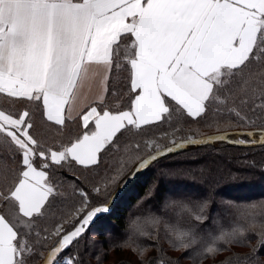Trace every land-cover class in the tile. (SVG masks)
I'll list each match as a JSON object with an SVG mask.
<instances>
[{
	"label": "snow or ice",
	"instance_id": "1",
	"mask_svg": "<svg viewBox=\"0 0 264 264\" xmlns=\"http://www.w3.org/2000/svg\"><path fill=\"white\" fill-rule=\"evenodd\" d=\"M223 113L264 117V0H0V264H33L38 254L75 264L64 251L106 207H92L75 184L79 199L69 203L59 172H95L131 129ZM232 135L264 145V131ZM145 143L156 154L136 167L185 147ZM207 207L197 205L193 220L203 222ZM245 231L243 241L264 247V230ZM188 235L179 237L185 250L195 243H184Z\"/></svg>",
	"mask_w": 264,
	"mask_h": 264
},
{
	"label": "trees",
	"instance_id": "2",
	"mask_svg": "<svg viewBox=\"0 0 264 264\" xmlns=\"http://www.w3.org/2000/svg\"><path fill=\"white\" fill-rule=\"evenodd\" d=\"M248 115L251 117L250 113ZM251 118L254 123L243 122L227 113L219 116L210 114L207 120L175 117L169 124L161 125L159 130L162 131L155 139L151 137L154 130L146 129L145 133H141L143 128L139 132L135 129L134 133L131 129L119 139L121 147L126 146L124 153H128L131 150L136 151V145L141 141H155L163 148L172 144L173 140L211 133L263 131L264 117ZM230 139L249 141V137L236 135H230ZM145 145L147 146L146 143ZM150 149L152 150L137 158L135 164L107 192H103L104 188H101L102 192H93L94 183H87L86 180L98 182L105 175H116L112 173L118 168L122 154L116 155L115 150L107 157L106 167L102 164L95 172L76 169L73 176L71 171L62 170L58 175L65 181L62 190L69 197V203L72 199H79L78 194H73L75 184L89 193L92 207L107 204L137 162L156 150L155 147ZM103 160L105 162L106 158ZM77 178L79 183H76ZM155 187V205L145 203L149 191ZM177 192L187 195L179 197ZM167 194L169 199L165 198ZM143 202L144 205L140 207ZM202 202L208 203L206 218L203 222L194 221L195 208ZM160 205L163 206L159 207ZM230 205L240 206L247 209V212L242 216ZM214 214L217 216L214 217ZM133 217L136 220L135 230L130 225ZM41 227L51 228L53 222L42 221ZM70 227L71 225H65L66 229ZM94 228H97V238L92 241L89 235ZM246 229H252L256 233L264 230V145L241 147L229 143H214L192 146L153 163L115 207L108 214L99 217L63 256L65 260L71 258L75 264H103L109 260L111 249L120 252L129 246L135 252L146 250V254L140 255L136 261L124 258L114 264H264V247L260 246L259 240H242ZM118 231L125 232V235H116L114 240L106 241L109 238L105 233ZM181 232L189 233L184 238V243H189L193 235L195 238L193 246L186 250L180 246ZM228 240L242 242L226 243ZM54 243L51 242L45 249L37 246V253L43 251L45 255ZM246 243L248 246H245ZM209 246L220 250L204 255ZM103 248H106V257ZM42 260L43 256L38 254L33 264H40Z\"/></svg>",
	"mask_w": 264,
	"mask_h": 264
},
{
	"label": "rangeland",
	"instance_id": "3",
	"mask_svg": "<svg viewBox=\"0 0 264 264\" xmlns=\"http://www.w3.org/2000/svg\"><path fill=\"white\" fill-rule=\"evenodd\" d=\"M173 118H175V117H173ZM185 118V117H184ZM142 128H143V131L141 132V133H145L146 131V129L147 130H154L153 131V133H152V138L153 139H155L154 137H157V136H159V134H160V132L162 131V130H159L160 128H161V126L160 127H151V128H145V127H143L142 126ZM141 128V129H142ZM194 128H196V125H195V127ZM156 130H158V131H156ZM137 131V130H136ZM246 131H250V130H246ZM135 132V129H132V133H134ZM253 132V131H252ZM220 133V132H219ZM211 134H213V133H211ZM197 135V134H196ZM193 138H196V137H193ZM259 138L260 137H258V138H255V137H253V138H251V137H249V141L248 142H246V143H248V144H255V143H257V142H259ZM230 140H232V139H230ZM255 141V143H252L251 141ZM158 141V140H157ZM234 141V140H233ZM164 142H165V140H164ZM235 142H237V141H235ZM220 143H226V142H220ZM137 144H139L140 145V148L139 149H137L136 148V151H133V150H131V151H129L128 153H124L125 152V148H126V146H122L121 147V145H122V143H121V140L119 139V148H120V151H118V150H115V154L116 155H119V154H122L121 156H120V158H119V160H120V162H119V164H118V168H120L121 166H123V171H122V173H121V176L119 177V178H121L122 176H123V174H125V172H126V170H128L131 166H133L134 164H135V162L137 161V158H139V157H141L143 154H145L146 152H149L150 150H152V149H150L148 146H146L145 145V142H138ZM230 144V143H229ZM236 146H238V145H236ZM255 146H263L261 143L260 144H257V145H250V146H241V147H255ZM125 147V148H124ZM118 148V149H119ZM123 150V151H122ZM156 151V150H155ZM112 152H110V153H108V154H106V155H104V159L106 158V161L103 163V166H105L106 165V163H107V157L111 154ZM122 157V158H121ZM138 163V162H137ZM106 167V166H105ZM98 170V168L95 170V171H97ZM116 173V171L114 172V173H112V174H115ZM107 175H105L104 176V179L103 180H97L98 182H94V181H91V180H86V182L87 183H91V184H93L94 183V185H95V187H98V188H104V190H103V192H107V190H109L110 191V189H112V186L114 185V184H117L118 183V181L117 182H115V183H113L110 179H105V177H106ZM118 178V179H119ZM101 181V182H100ZM93 182V183H92ZM104 183V184H103ZM156 185H157V183H156ZM93 192H95L94 191V189L92 190ZM195 191H197V190H195ZM245 191V190H244ZM102 192V191H101ZM178 194V196L180 197H183V196H186L187 194H185V193H182V192H177ZM202 193H204L205 194V192L204 191H202ZM201 193V194H202ZM233 193L235 194V192L233 191ZM156 194H157V188L155 187V188H152L150 191H149V194H148V196H147V199H145V203H151V205H155V200H153V199H155L156 198ZM193 194V193H192ZM192 194H188V195H192ZM203 194V195H204ZM146 198V197H145ZM165 198H167V199H169V195L167 194L166 196H165ZM149 200H153L152 202H149ZM155 201V202H154ZM144 205V202L142 203V205H140V207L141 206H143ZM161 206H163V205H160L159 207H161ZM218 210H220V209H218ZM217 215L216 214H214V217H216ZM133 222H136V220L134 219V217L132 218V220H131V223H130V225L131 226H133ZM117 230V229H116ZM96 231H97V228H94L92 231H91V234L89 235V238H90V240H92V239H94V238H97V235H96ZM125 235V232H121V231H118L117 233L116 232H109V233H105V236L107 237V238H109V239H107L106 241L107 242H109V240L110 239H113V238H117L116 237V235ZM114 240V239H113ZM93 241V240H92ZM99 243H101V241H99ZM111 252L109 253V260L108 261H106V262H104L103 264H114V263H116L118 260H120V259H124V258H127V259H131V260H133V261H136L135 259H138L139 258V256L140 255H145L146 254V250H143V251H139V252H135V251H132V247H129V246H127V247H125V249H123V250H121L120 252H115V249H111L110 250ZM103 252L105 253V257L106 256H108V255H106L107 254V251H106V248H105V250H104V248H103ZM103 252H102V254H103ZM103 256V255H102ZM103 258V257H102ZM101 258V259H102ZM41 262V261H40Z\"/></svg>",
	"mask_w": 264,
	"mask_h": 264
},
{
	"label": "water",
	"instance_id": "4",
	"mask_svg": "<svg viewBox=\"0 0 264 264\" xmlns=\"http://www.w3.org/2000/svg\"><path fill=\"white\" fill-rule=\"evenodd\" d=\"M264 131V130H263ZM244 132H252V131H246V130H234V131H228V132H220V133H213V134H208V135H203V136H199V137H196V138H189V139H196V140H205L206 142L203 143V144H191V143H186L189 139H182V140H179V141H176L177 143H184L185 144V147L183 148H176L175 151H173L172 153L170 154H167V155H164V156H161L159 157L158 159H154V160H150L149 162L147 163H144V164H141L139 167H136L132 170V172L129 174V176L124 180V182L119 186V188L114 192V194L111 196L109 202L107 204H104V205H100L101 207L105 206L106 207V210H101L99 211L94 217L93 219L90 221L89 225L87 226V230L86 232L88 231V229L95 223V221L105 215V214H108L116 205V203L129 191V189L136 183V181L147 171V169L153 164L155 163L156 161L166 157V156H169V155H173V154H178V153H181L185 150H187L189 147H192V146H204V145H211V144H214V143H220V142H226V143H230V144H233V145H238V146H250V145H257V144H260V138H259V142L255 143V144H248V143H245V144H240L238 142H235L233 140H230V135L234 134V133H244ZM254 133V132H253ZM220 135H227V139L226 140H222V141H218V140H208L209 137H216V136H220ZM253 138V137H251ZM170 146H173L172 144L166 146V147H163L162 149H166L167 147H170ZM156 154V151L150 153L149 155H147L146 157H144L142 160H140L137 164L141 163L143 160L145 159H148L150 156L152 155H155ZM97 207V206H95ZM85 232V233H86ZM84 233V234H85ZM83 234V235H84ZM82 235V236H83ZM81 236V237H82ZM71 247V246H70ZM69 247V248H70ZM68 248V249H69ZM66 249V250H68ZM65 250V251H66ZM51 251V248L47 251V253L45 255H47L49 252ZM64 251V252H65ZM40 264H45V261H44V258L43 260L40 262Z\"/></svg>",
	"mask_w": 264,
	"mask_h": 264
},
{
	"label": "crops",
	"instance_id": "5",
	"mask_svg": "<svg viewBox=\"0 0 264 264\" xmlns=\"http://www.w3.org/2000/svg\"><path fill=\"white\" fill-rule=\"evenodd\" d=\"M96 91H97V89L95 87H93V89L90 92L87 93L89 98H93Z\"/></svg>",
	"mask_w": 264,
	"mask_h": 264
}]
</instances>
